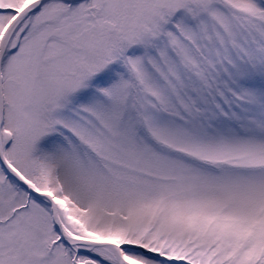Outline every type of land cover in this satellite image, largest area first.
Here are the masks:
<instances>
[{
	"label": "snow or ice",
	"instance_id": "1",
	"mask_svg": "<svg viewBox=\"0 0 264 264\" xmlns=\"http://www.w3.org/2000/svg\"><path fill=\"white\" fill-rule=\"evenodd\" d=\"M0 264H264V0H0Z\"/></svg>",
	"mask_w": 264,
	"mask_h": 264
}]
</instances>
